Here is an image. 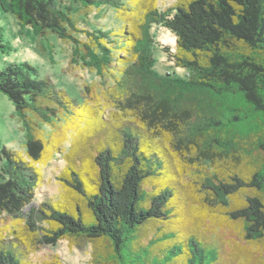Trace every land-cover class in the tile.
Listing matches in <instances>:
<instances>
[{"label":"trees","instance_id":"trees-1","mask_svg":"<svg viewBox=\"0 0 264 264\" xmlns=\"http://www.w3.org/2000/svg\"><path fill=\"white\" fill-rule=\"evenodd\" d=\"M132 2L144 11L111 32L79 28L62 0H10L22 31L72 44L73 63L113 84L80 103L28 63L0 67V92L27 131V159L0 147V215L24 216L39 166L71 136L63 200L31 209L30 241L41 231L40 245L93 242L104 248L95 264H264V0H179L164 11ZM154 25L175 36L169 56L187 79L155 72ZM0 49L12 51L1 35ZM207 226L237 241L224 250ZM0 264H24L18 243L0 240Z\"/></svg>","mask_w":264,"mask_h":264},{"label":"rangeland","instance_id":"rangeland-1","mask_svg":"<svg viewBox=\"0 0 264 264\" xmlns=\"http://www.w3.org/2000/svg\"><path fill=\"white\" fill-rule=\"evenodd\" d=\"M179 0H154L156 8L160 11L167 10ZM10 0H0V35L4 45L9 46L12 51L4 52L0 49V67L7 64L28 63L38 70L40 79H50L53 85L71 98L80 101H88L89 96L100 95L106 87L113 84V78L107 74L101 77L95 71L85 68L81 63H73V45L65 43L55 35L47 37L36 36L30 28L24 31L18 24L16 17L7 11ZM63 4H71L76 10L74 12L78 26L81 29L94 31H117L123 26L129 27V21L136 18L140 11H144L138 3L128 0L123 10L110 7L100 9H83L80 4L72 0H62ZM153 38V57L155 59L154 70L161 76L188 78L185 69L177 68L170 53L176 52V38L168 30L160 26H152L150 29ZM85 39L84 36H80ZM91 86V93H87V87ZM111 109L106 110L103 117L110 120ZM68 116V114H67ZM67 116H62L56 122L64 124ZM46 134L52 129L43 125ZM71 136L62 145V148L54 153L52 157L41 164L42 181L35 192L33 203L24 210L22 218H15L7 214L0 215V240L4 243H18L23 253L24 264H95L94 253L97 248L95 243L85 240H60L54 245H40L38 240L42 232L30 241L29 237V213L31 209L44 210V205L63 200L64 188L59 181V176L68 164L66 155L71 147ZM0 147H6L16 153L20 159H27V131L21 122L16 108L9 98L0 92ZM216 164V162H214ZM207 164V171L214 170L215 164ZM185 180H188L185 177ZM38 227H43L42 221L36 218ZM40 215V214H38ZM208 225V224H207ZM45 226V224H44ZM206 237L209 241L219 240L227 250V243L236 242V237L222 232L218 227H206ZM28 235V236H27ZM31 239V238H30ZM227 246V247H226ZM104 248L102 247V249Z\"/></svg>","mask_w":264,"mask_h":264}]
</instances>
